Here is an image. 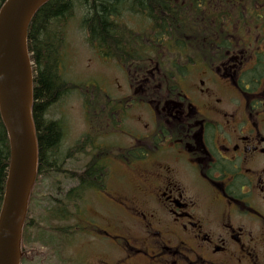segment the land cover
<instances>
[{"label":"flooded vegetation","instance_id":"af4514ba","mask_svg":"<svg viewBox=\"0 0 264 264\" xmlns=\"http://www.w3.org/2000/svg\"><path fill=\"white\" fill-rule=\"evenodd\" d=\"M174 1L177 74L127 70L130 94L107 120L116 114L129 143L104 152L118 168L102 181L99 124L57 125L60 155L38 169L21 264H72L73 234L89 236L99 264V190L128 220L125 236L101 230L119 246L113 264H264V28L234 0Z\"/></svg>","mask_w":264,"mask_h":264},{"label":"trees","instance_id":"16d2710c","mask_svg":"<svg viewBox=\"0 0 264 264\" xmlns=\"http://www.w3.org/2000/svg\"><path fill=\"white\" fill-rule=\"evenodd\" d=\"M256 0H250L254 6ZM262 13L255 10L248 14L256 23L261 19L264 28V0ZM83 8L81 26L86 40L103 59L117 62L125 69H144L157 63L160 75H176L175 59L183 50L184 15L180 4L174 0H48L32 16L27 32V47L33 70L31 113L37 142V168L44 171L48 157H58L57 142L60 120L47 117L48 109L73 90H79L84 100L88 122L99 124L95 110H101L105 95L98 85L74 83L65 79L63 50L65 48L66 23L75 8ZM223 8V7H222ZM219 10L215 21L220 23L226 9ZM242 10H244L241 7ZM126 16H136L142 25L134 30L122 22ZM202 16L201 11L198 17ZM178 26V28H177ZM213 31H201L197 37L211 35ZM110 108L112 105H109ZM102 112L99 111V119ZM100 134V131H99ZM7 156V159L5 157ZM106 154L99 149V181L106 178ZM9 160V144L5 127L0 118V204L4 189V165ZM90 171V170H89ZM88 171V173H89ZM84 176H86L84 174ZM74 233V231H73Z\"/></svg>","mask_w":264,"mask_h":264},{"label":"water","instance_id":"95a60500","mask_svg":"<svg viewBox=\"0 0 264 264\" xmlns=\"http://www.w3.org/2000/svg\"><path fill=\"white\" fill-rule=\"evenodd\" d=\"M48 0H6L0 9V115L10 161L0 208V264H19L22 226L36 175L37 145L31 115L32 63L27 30Z\"/></svg>","mask_w":264,"mask_h":264},{"label":"rangeland","instance_id":"374dc122","mask_svg":"<svg viewBox=\"0 0 264 264\" xmlns=\"http://www.w3.org/2000/svg\"><path fill=\"white\" fill-rule=\"evenodd\" d=\"M255 11L262 13L261 2L256 0ZM84 9L76 7L73 16L66 23L65 48L63 50V75L65 79L74 83L98 85L107 90L109 98L129 96L127 76L115 61L103 59L94 51L86 40L85 30L81 26V18ZM123 23L134 30H140L142 22L136 16H126ZM86 86V87H87ZM83 96L72 91L52 105L47 111V117L60 119L62 123L72 129H80L85 125ZM141 108L133 109L131 114H143ZM112 141L126 145L129 143L127 136L112 138ZM111 167H113L111 165ZM114 168H118L115 165ZM133 174H131L132 178ZM110 182L115 180L110 179ZM122 189V188H121ZM134 194V192H133ZM128 225L126 216L106 196L103 190H99V227L110 232L125 236L124 229ZM100 229V230H102ZM99 232V264H113L117 260L119 246L111 244V240L103 237ZM89 236L77 234L71 241L72 264H91L98 257L90 252L86 245Z\"/></svg>","mask_w":264,"mask_h":264}]
</instances>
